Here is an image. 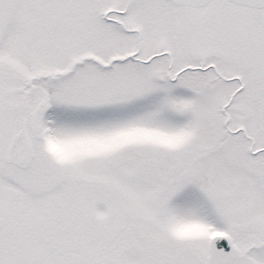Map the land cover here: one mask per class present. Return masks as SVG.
<instances>
[{"label": "snow or ice", "instance_id": "6c2138e0", "mask_svg": "<svg viewBox=\"0 0 264 264\" xmlns=\"http://www.w3.org/2000/svg\"><path fill=\"white\" fill-rule=\"evenodd\" d=\"M0 264H264V0H0Z\"/></svg>", "mask_w": 264, "mask_h": 264}]
</instances>
